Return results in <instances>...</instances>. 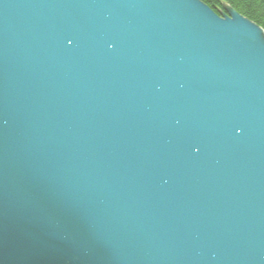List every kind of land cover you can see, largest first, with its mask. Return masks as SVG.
<instances>
[{
    "label": "water",
    "instance_id": "obj_1",
    "mask_svg": "<svg viewBox=\"0 0 264 264\" xmlns=\"http://www.w3.org/2000/svg\"><path fill=\"white\" fill-rule=\"evenodd\" d=\"M0 264H264L262 30L0 0Z\"/></svg>",
    "mask_w": 264,
    "mask_h": 264
},
{
    "label": "trees",
    "instance_id": "obj_2",
    "mask_svg": "<svg viewBox=\"0 0 264 264\" xmlns=\"http://www.w3.org/2000/svg\"><path fill=\"white\" fill-rule=\"evenodd\" d=\"M219 17L230 11L258 26L264 33V0H198Z\"/></svg>",
    "mask_w": 264,
    "mask_h": 264
}]
</instances>
